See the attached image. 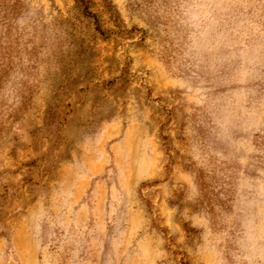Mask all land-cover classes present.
<instances>
[{"label":"rangeland","instance_id":"374dc122","mask_svg":"<svg viewBox=\"0 0 264 264\" xmlns=\"http://www.w3.org/2000/svg\"><path fill=\"white\" fill-rule=\"evenodd\" d=\"M0 0V264H264V0Z\"/></svg>","mask_w":264,"mask_h":264},{"label":"trees","instance_id":"16d2710c","mask_svg":"<svg viewBox=\"0 0 264 264\" xmlns=\"http://www.w3.org/2000/svg\"><path fill=\"white\" fill-rule=\"evenodd\" d=\"M75 1H76L77 6L82 8L83 14H85L88 17H92L94 19L96 30H98L100 33H103L101 30V23L98 19V16L94 12L88 9L89 6L88 4H86L88 0H75Z\"/></svg>","mask_w":264,"mask_h":264}]
</instances>
